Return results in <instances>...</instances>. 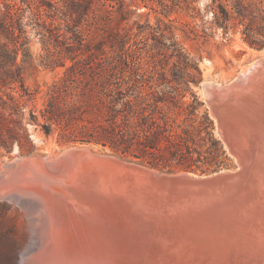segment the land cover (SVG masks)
Masks as SVG:
<instances>
[{
	"label": "trees",
	"instance_id": "16d2710c",
	"mask_svg": "<svg viewBox=\"0 0 264 264\" xmlns=\"http://www.w3.org/2000/svg\"><path fill=\"white\" fill-rule=\"evenodd\" d=\"M115 1V2H113ZM213 0L214 23L224 36L241 27L242 40L251 49H264V0ZM66 21L71 37L54 22L32 11L28 0H0V89L19 86L21 97H31L25 87L18 54L29 59L25 46L31 27L47 52L52 66H66L67 74L48 93L41 119L34 123L47 138L56 135L60 145H93L113 154L168 172L203 173L220 170L229 160L222 141L215 134L214 120L191 92L170 86L141 73L139 39L144 25L129 21L131 4L125 0H73ZM106 7V8H105ZM105 8V10H104ZM53 18L54 16H48ZM153 39L165 47L159 28H151ZM178 64L194 68L183 48L171 37ZM133 42V43H132ZM199 71V69L195 68ZM16 88V87H15ZM0 100H3L0 98ZM6 115L0 105V148L8 152L29 140L21 122Z\"/></svg>",
	"mask_w": 264,
	"mask_h": 264
},
{
	"label": "water",
	"instance_id": "95a60500",
	"mask_svg": "<svg viewBox=\"0 0 264 264\" xmlns=\"http://www.w3.org/2000/svg\"><path fill=\"white\" fill-rule=\"evenodd\" d=\"M260 62L264 63V59ZM207 91L209 109L218 118L224 147L239 161L235 169L207 174L165 172L120 156L98 153L89 146H72L50 158L48 155L21 156L18 157L21 161L16 162V158L5 164L11 165L9 169H31L37 177L61 189L56 193L49 191L52 198L49 205L53 207L55 201L67 208L66 213L73 217L69 224L74 226L87 224L97 215L96 223H102L109 231L136 238L145 236L151 247L179 249L189 245L181 244V238L188 237L186 240L196 249L220 243L217 250L242 253L254 248L255 239L238 237V226L256 217L251 206L258 209L250 203V196L237 201V206L226 205L222 200L233 197L229 195L231 190L235 195L253 180L264 190V156L256 160L252 138L246 131L241 135L234 128L235 121L245 116L263 119L264 106L247 96L227 108L218 104L219 98L225 97L223 92ZM238 195L245 196L241 191ZM94 207L98 212L91 214ZM259 214L264 222L263 208ZM217 237L224 240L216 242ZM114 261L126 264L119 258Z\"/></svg>",
	"mask_w": 264,
	"mask_h": 264
},
{
	"label": "rangeland",
	"instance_id": "374dc122",
	"mask_svg": "<svg viewBox=\"0 0 264 264\" xmlns=\"http://www.w3.org/2000/svg\"><path fill=\"white\" fill-rule=\"evenodd\" d=\"M72 1L28 0V4H31L33 12L40 10L44 19L54 22V25L60 30L62 29L67 37H71L72 33L68 32L67 26L70 25V28L72 23L66 21L69 17L66 15L69 14L67 10ZM125 1L129 5L131 4L132 12L129 14V21L122 24L133 26V34L138 33V29L134 25L136 22L146 28V31L138 37L145 43L140 45L139 50L141 57L138 62L141 73L152 76L154 83L161 84L165 80L170 86L179 88L181 92H187L185 99L187 104L193 102L191 92L196 93L200 102L203 103L200 111H208L214 120L215 134L222 141L218 132L217 120L212 116L206 101L203 85L205 82H213L225 86L234 82L243 68L264 59V49L249 48L242 40L241 27L231 29L228 35L224 36L222 28L217 27L214 23L213 8L216 4L213 3V0ZM222 1L224 4H228L226 0ZM18 2L20 3V0ZM50 15L54 16V19L48 18ZM151 28H159L165 34L167 38L164 41L165 47L153 39ZM27 30L29 41L25 49L29 52V59L27 62H22L23 50H21L17 60L22 65L24 84L31 97L22 98L19 86H15L16 88L9 86L3 90L0 89V98L3 99L0 100V105L6 115L12 112V108L18 107V114L13 117L21 122L27 131L29 140H23L22 147L15 143L10 152L5 148H0V167L21 156H45L48 153L55 155L72 146H89L98 153L115 155L109 149L93 145H60L56 135L47 138L40 127L34 123L35 118L42 121L41 110L47 100L48 93L64 74H67V67L71 63L68 61L66 66L58 67L50 65V59L40 43L39 36L35 35V31L31 27H28ZM172 36L180 43L183 55L188 56L190 64L194 68L186 69L183 65H179L176 53L172 49H167L172 43ZM196 66L199 71L195 69ZM226 153L230 159L220 170L237 168L238 163L234 156L230 155L227 150ZM193 173L212 172L197 171ZM26 217L28 216H24L19 208H14L7 201H0V264H19L20 250L28 239Z\"/></svg>",
	"mask_w": 264,
	"mask_h": 264
},
{
	"label": "bare ground",
	"instance_id": "6f19581e",
	"mask_svg": "<svg viewBox=\"0 0 264 264\" xmlns=\"http://www.w3.org/2000/svg\"><path fill=\"white\" fill-rule=\"evenodd\" d=\"M203 86L207 103L210 101L207 91L209 89L225 94V97H220L217 103L227 108L247 96L251 97L252 102L264 106V63L258 60L243 68L238 78L228 85L205 82ZM211 114L217 120L218 132H220L218 118L212 111ZM260 117L252 120L245 116L244 119L235 121L237 124H233L237 125L234 128L241 135L246 131L254 141L256 160L264 156V118ZM47 155L50 158L51 153ZM17 161L21 159L17 158ZM236 161L239 164L237 159ZM6 163L9 165L8 162ZM8 165L4 164L0 167V201L9 202L14 208H19L24 216H28L26 217L28 239L20 250L19 264H117L115 258L121 259L126 264H264V251L259 250L264 248V222L259 214L261 208L264 209V190L255 180L244 184L245 188L239 190L245 195L244 197L238 195L239 191L233 195L231 190L229 195L233 197L222 200L226 205L237 206V201L250 196V203L254 204L258 211L251 206L256 217H250L248 223L238 226L240 230L237 236L254 237L255 249L249 248L241 251L242 253L227 249L217 250L220 243L196 249L193 248V243L190 245V240H186L188 237L181 238V244L189 243V245L185 244L179 249L167 247L160 249L151 247L150 241L145 236L136 238L109 231L102 223H96L97 215L92 216L87 224L80 223L78 226L69 224L73 217L66 213L67 208L56 204L55 201L53 207L49 205L52 199L49 191L53 190L56 193L61 189L52 187L50 182L37 177L36 172L31 169H9L11 165ZM22 180L26 182H21ZM78 212L77 210L76 216ZM97 212L98 209L95 207L90 211L91 214ZM191 239L196 242L194 237ZM169 240L174 241V239ZM222 240L224 239L217 237L216 242Z\"/></svg>",
	"mask_w": 264,
	"mask_h": 264
}]
</instances>
